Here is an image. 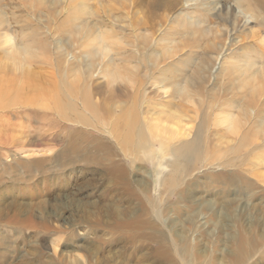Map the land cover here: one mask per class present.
Masks as SVG:
<instances>
[{
    "label": "rangeland",
    "instance_id": "1",
    "mask_svg": "<svg viewBox=\"0 0 264 264\" xmlns=\"http://www.w3.org/2000/svg\"><path fill=\"white\" fill-rule=\"evenodd\" d=\"M116 1L0 0V264H264L262 7Z\"/></svg>",
    "mask_w": 264,
    "mask_h": 264
},
{
    "label": "bare ground",
    "instance_id": "2",
    "mask_svg": "<svg viewBox=\"0 0 264 264\" xmlns=\"http://www.w3.org/2000/svg\"><path fill=\"white\" fill-rule=\"evenodd\" d=\"M113 1H116V0H113ZM130 1V0H129ZM141 2H147L148 4H149V8L147 9L148 11H150V13H152V9L154 10V9H156L157 7H156V2L158 3V1L159 0H147V1H145V0H140ZM186 2H193V3H195V4H197V5H199L202 9H203V11L204 12H206L207 14H209L210 12H212V11H216L217 9V7H216V4H213L212 3V1H211V3H209L208 2V0H185ZM117 2V1H116ZM254 2L258 5H260L261 7H262V11L264 12V0H254ZM76 3V1L74 2H71L70 3V5L72 6V4H75ZM249 3H250V0H249ZM163 4H164V2H163ZM158 5V4H157ZM68 7L69 9H67L65 12H66V14L69 16V17H71V18H78V17H80V15H82V14H88V13H90L88 10H86V9H84V5H80V8L79 7ZM162 6H164V5H162ZM153 7H155V8H153ZM171 8L172 6H170L169 4H167L166 5V8ZM168 9V10H169ZM172 9V8H171ZM165 14V13H164ZM240 14H241V12L239 11L238 13L236 12L235 14L234 13H232V12H230L228 9H226V10H217V15L218 16H221V15H223L225 18H229V17H231V18H233L234 20V23L232 24V26L233 25H235L236 23L235 22H237L236 20H239V16H240ZM92 16V15H91ZM165 19V18H164ZM97 46L98 47H96L97 49H98V51H99V53H101V54H104L105 52H106V49L103 47V44L102 43H100L99 41L97 42ZM28 49V48H27ZM24 50V49H23ZM23 52V51H22ZM24 52H25V54H26V56L27 57H30V54L29 53H26V52H28L27 50H24ZM16 56H13L12 55V57H9V59L10 60H12V64L13 65H15L16 66V68H18V69H20V70H22L21 69V65H20V63H19V61H17L16 60ZM241 67V69L239 68V70H241V73H239V75L240 76H245V77H247V75H249L251 72V69H253V67H252V65H249V64H246V65H242V66H240ZM1 68V67H0ZM260 68H258V70H259ZM257 70V71H258ZM260 71V70H259ZM250 72V73H249ZM260 73H262L261 71H260ZM24 78H26V80H29L30 78H34V75L33 74H31V72H24ZM263 77L261 74L259 75V77ZM111 77V76H110ZM244 77V78H245ZM243 78V77H242ZM249 78H250V76H249ZM251 79V78H250ZM249 79V80H250ZM37 80V79H36ZM4 81H2L1 82V85H0V88H4L5 86H4V83H3ZM5 83H6V80H5ZM27 83H28V81H27ZM264 84V83H263ZM32 86V85H31ZM19 88V87H18ZM35 89L36 90H38L36 87H35ZM9 92L11 93L12 92V90H9ZM14 93V92H13ZM8 94V92H7V90L6 91H3V90H0V96H4V95H7ZM38 97V96H37ZM36 98V97H35ZM0 99H4V98H1L0 97ZM5 99H7V98H5ZM55 102V104L57 103L56 101H54ZM57 105H59V101H58V104ZM164 111H161L160 112V114L163 116V121H162V118L160 117L157 121H156V128H158V129H160V128H164L166 125H169V124H172V125H169L168 127H171V130H173V129H175V131L173 130V132H175V133H178V129L176 130V126H177V120L176 121H173V120H175V119H178V117H180L179 116V114L178 113H176V112H167L168 113V115L165 113ZM167 115V116H166ZM165 116V117H164ZM173 122H176V123H173ZM176 124V125H175ZM177 131V132H176ZM186 136H187V134H186ZM197 139H198V137L197 136H195L193 139H192V141L190 142V143H186L185 144V146L184 147H182V148H179L178 150H177V152H174V154H173V157H174V163H173V167H175V169H177V168H179V166H178V161H180V160H183V157H186V158H188V160L190 161L191 160V158H193L192 157V155L193 154H195L196 156L199 154V150H198V143H197ZM139 142V141H138ZM140 146V145H139ZM194 156V155H193ZM159 174V173H158ZM204 209H207V207H205ZM207 210H209V211H212V209L210 208V209H207ZM223 214H224V212H223ZM221 217V216H220ZM227 217V218H226ZM224 218L227 220V219H231V216H224ZM221 230H222V228H220Z\"/></svg>",
    "mask_w": 264,
    "mask_h": 264
}]
</instances>
